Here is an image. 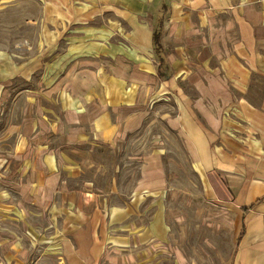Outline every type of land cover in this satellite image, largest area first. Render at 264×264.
<instances>
[{"label": "crops", "instance_id": "obj_1", "mask_svg": "<svg viewBox=\"0 0 264 264\" xmlns=\"http://www.w3.org/2000/svg\"><path fill=\"white\" fill-rule=\"evenodd\" d=\"M0 12L17 25L0 44V264H155L165 149L152 142L126 191L93 187L80 160L153 115L202 199L235 216L224 264H264V0H0Z\"/></svg>", "mask_w": 264, "mask_h": 264}, {"label": "rangeland", "instance_id": "obj_2", "mask_svg": "<svg viewBox=\"0 0 264 264\" xmlns=\"http://www.w3.org/2000/svg\"><path fill=\"white\" fill-rule=\"evenodd\" d=\"M8 15L0 12V44L11 43L4 34L17 27L12 15ZM151 118L154 120L147 121L139 131L111 146L100 145L88 153L83 151L80 158L84 164L83 176L104 193L116 187L129 190L128 182L138 174L139 156L150 150L153 141L158 142L165 149L167 234L162 240L165 246L157 245L155 264H224L235 246V216L227 208L202 199L197 178L176 132L167 128L158 115ZM36 220L45 222L42 217H35L30 223ZM0 221L2 226L5 222L3 218ZM16 233L21 236L19 228ZM33 234L37 241L38 236L43 237ZM3 236L0 234L1 244ZM23 254L28 255L25 251ZM35 255L33 251L31 256ZM24 264L39 263L28 259Z\"/></svg>", "mask_w": 264, "mask_h": 264}, {"label": "trees", "instance_id": "obj_3", "mask_svg": "<svg viewBox=\"0 0 264 264\" xmlns=\"http://www.w3.org/2000/svg\"><path fill=\"white\" fill-rule=\"evenodd\" d=\"M154 42L158 45V35L156 33H154Z\"/></svg>", "mask_w": 264, "mask_h": 264}, {"label": "built area", "instance_id": "obj_4", "mask_svg": "<svg viewBox=\"0 0 264 264\" xmlns=\"http://www.w3.org/2000/svg\"><path fill=\"white\" fill-rule=\"evenodd\" d=\"M16 47H17V48L20 47V44H16Z\"/></svg>", "mask_w": 264, "mask_h": 264}]
</instances>
